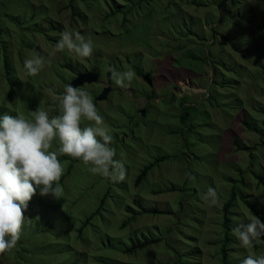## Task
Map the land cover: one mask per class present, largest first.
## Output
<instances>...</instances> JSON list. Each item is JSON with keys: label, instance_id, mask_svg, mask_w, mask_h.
Returning <instances> with one entry per match:
<instances>
[{"label": "rangeland", "instance_id": "rangeland-1", "mask_svg": "<svg viewBox=\"0 0 264 264\" xmlns=\"http://www.w3.org/2000/svg\"><path fill=\"white\" fill-rule=\"evenodd\" d=\"M0 29L21 82L9 98L0 63L2 111L58 115L65 85L98 73L86 91L126 166L124 180L111 182L59 156L63 198L37 191L0 264H223L227 203L228 229L253 215L264 222L263 189L250 169L264 174V0H0ZM64 30L91 38L92 54L56 51ZM37 53L51 62L30 76L23 61ZM110 67L135 73L128 88L110 80ZM104 87L110 92L98 101ZM210 186L218 193L212 207L203 199ZM231 239L228 264L264 254L263 237L247 249ZM147 240L159 242L125 253Z\"/></svg>", "mask_w": 264, "mask_h": 264}, {"label": "clouds", "instance_id": "clouds-1", "mask_svg": "<svg viewBox=\"0 0 264 264\" xmlns=\"http://www.w3.org/2000/svg\"><path fill=\"white\" fill-rule=\"evenodd\" d=\"M55 50H67L83 59L92 54L93 42L79 32L64 30ZM46 62L50 63V58L46 61L37 53L26 57L23 67L28 75L35 76ZM109 72L110 80L120 88H128L135 77L133 71L114 67ZM57 99L59 114L55 116L41 108L31 111V118L19 113L0 116V253L17 246L25 222L23 212L37 191L42 197L63 198L60 181L64 168L59 156L67 155L91 174L111 182L125 178V163L115 158L113 136L86 86L67 84ZM84 121L89 123L82 126ZM53 142L58 145L55 151L51 150ZM203 199L209 207L217 205L216 189L210 186ZM231 234L240 248L247 249L264 237V222L253 215L248 223L238 222ZM240 264H264V254L247 255Z\"/></svg>", "mask_w": 264, "mask_h": 264}, {"label": "trees", "instance_id": "trees-1", "mask_svg": "<svg viewBox=\"0 0 264 264\" xmlns=\"http://www.w3.org/2000/svg\"><path fill=\"white\" fill-rule=\"evenodd\" d=\"M9 18L12 19L13 21L12 24H16V17L15 15H9ZM34 19V18H33ZM35 23V25H33V27L35 29H37V27L39 26L36 22H33ZM54 30H60L59 27L57 26H53ZM33 29V28H32ZM5 31L9 34L8 30H2L0 29V63L5 67V71L7 72V81L10 85V88L8 89V97L9 98H13L15 96L16 98V92L17 90L20 91L21 90V87L19 84H21V82L16 79L14 77V74L13 72L11 71L10 67H9V64H8V59H7V52L6 50L4 49V43H2V37H5L6 39L9 37V36H5ZM25 39V38H24ZM139 75H141L142 73L141 72H138ZM17 83V84H16ZM20 87V88H18ZM18 94V93H17ZM17 99V98H16ZM6 109V108H5ZM3 108H0V116L6 114L4 113L3 111ZM9 115H12V116H15L17 115V113H12V114H9ZM30 118V117H29ZM161 160H158L156 161L155 163H152L146 167L143 168L141 174L139 175V177L137 178V181L136 183L139 185L141 183V181H143L146 176L149 174V172L155 167V165L160 162ZM250 169H251V172L253 174V176L256 178V180L258 181V186L261 187L263 189V195H264V174L261 172L260 174H257V173H253L252 171V166H250ZM245 198V200L243 199V203L246 207H248L249 209L252 210V212L255 214V215H258V216H261V211L259 209V207H257L252 201H250L249 199ZM233 204V200H230L226 207H225V210H226V221H225V226L227 228V231L228 233L226 234V232L224 233V241H223V244H222V255H223V264H228V261H229V248L227 247V244L229 242H231L233 239L230 240V234H231V230L228 229V225L230 223V220H229V216H228V210L230 209V207L232 206ZM146 211V210H145ZM149 213H155L157 211H147ZM91 220V217H89L86 221H85V224H88V222ZM225 228V229H226ZM264 238V237H263ZM156 242H159V240H147L146 242L142 243V244H138V245H134L133 247H131L130 249L126 250L125 253L126 254H131V253H134L136 250H139V249H143L151 244H154ZM254 243H256V241H254ZM176 261V260H175ZM174 264H176V262H174Z\"/></svg>", "mask_w": 264, "mask_h": 264}, {"label": "water", "instance_id": "water-1", "mask_svg": "<svg viewBox=\"0 0 264 264\" xmlns=\"http://www.w3.org/2000/svg\"><path fill=\"white\" fill-rule=\"evenodd\" d=\"M98 79H99L98 73H95V72L83 73V74H80L71 84L74 87H80L85 84L95 83L97 82ZM144 79L145 81H147L149 85H152V81H151L149 74L144 75ZM109 92H110V88L104 87V89L102 90V93L98 96V101L105 100ZM140 113L144 115L145 114L144 109Z\"/></svg>", "mask_w": 264, "mask_h": 264}]
</instances>
